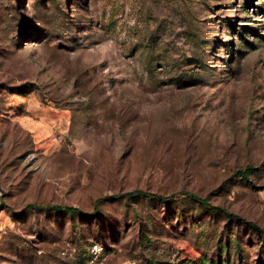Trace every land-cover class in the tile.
Returning <instances> with one entry per match:
<instances>
[{
    "label": "rangeland",
    "instance_id": "rangeland-1",
    "mask_svg": "<svg viewBox=\"0 0 264 264\" xmlns=\"http://www.w3.org/2000/svg\"><path fill=\"white\" fill-rule=\"evenodd\" d=\"M0 264H264V0H0Z\"/></svg>",
    "mask_w": 264,
    "mask_h": 264
},
{
    "label": "trees",
    "instance_id": "trees-1",
    "mask_svg": "<svg viewBox=\"0 0 264 264\" xmlns=\"http://www.w3.org/2000/svg\"><path fill=\"white\" fill-rule=\"evenodd\" d=\"M258 169L257 168H254V167H247L246 169L244 170H239L237 171V173L241 176H247L248 174L252 173V172H256ZM140 191H137V192H131L130 195H140ZM143 194V193H142Z\"/></svg>",
    "mask_w": 264,
    "mask_h": 264
}]
</instances>
